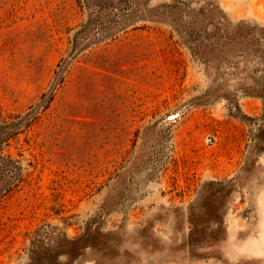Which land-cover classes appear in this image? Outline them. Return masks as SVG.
<instances>
[{
  "label": "rangeland",
  "instance_id": "374dc122",
  "mask_svg": "<svg viewBox=\"0 0 264 264\" xmlns=\"http://www.w3.org/2000/svg\"><path fill=\"white\" fill-rule=\"evenodd\" d=\"M87 1L0 0V264H264V0Z\"/></svg>",
  "mask_w": 264,
  "mask_h": 264
},
{
  "label": "trees",
  "instance_id": "16d2710c",
  "mask_svg": "<svg viewBox=\"0 0 264 264\" xmlns=\"http://www.w3.org/2000/svg\"><path fill=\"white\" fill-rule=\"evenodd\" d=\"M108 0H99L97 2H91L94 4V7L100 6L103 2H107ZM115 1V6H117V12L120 13L119 24L121 26H125L129 24V18L138 12V4H140L141 0H111ZM86 3L89 2L86 0ZM110 6V4H109ZM179 6V0H174L173 8ZM114 7V6H113ZM116 10V9H115ZM134 14V15H133ZM145 18V17H142ZM135 20V19H134ZM229 49L234 50L237 47V50H240V57H252L255 60L264 61V28H260L255 26L247 25L246 23L240 22L235 27H232L229 33ZM243 44V45H241ZM261 98L264 105V89H256L250 93H253ZM264 111V110H263ZM31 115L26 114L24 116H17L12 121L0 120V170L2 172L7 171L8 162L12 163V161L2 155L3 146L8 145V142L13 139L22 129L26 128L30 124ZM8 188V186H7Z\"/></svg>",
  "mask_w": 264,
  "mask_h": 264
},
{
  "label": "crops",
  "instance_id": "0c3cea01",
  "mask_svg": "<svg viewBox=\"0 0 264 264\" xmlns=\"http://www.w3.org/2000/svg\"><path fill=\"white\" fill-rule=\"evenodd\" d=\"M249 242L245 244V246H248ZM246 254L248 253L249 256L256 257V250H252L251 248L245 249Z\"/></svg>",
  "mask_w": 264,
  "mask_h": 264
}]
</instances>
